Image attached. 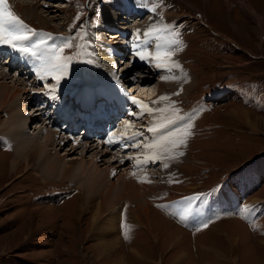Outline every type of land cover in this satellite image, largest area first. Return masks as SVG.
<instances>
[{"label": "rangeland", "instance_id": "1", "mask_svg": "<svg viewBox=\"0 0 264 264\" xmlns=\"http://www.w3.org/2000/svg\"><path fill=\"white\" fill-rule=\"evenodd\" d=\"M18 1L22 5L27 1L44 3L43 11L52 17L45 29L36 19L23 18L15 5L12 11L36 33L33 36L29 31L31 40L44 39L37 48L45 52L48 61L47 54L55 53L51 62L60 61L64 66L60 72L65 75L56 81L54 90L49 88L53 80L47 88L44 84V88L32 89L31 100L40 94L49 99L44 98L43 104L39 101L25 106L22 111L24 116L27 115L25 118L38 117L34 115L35 110L52 105L50 101L56 103L57 95L64 96V101L54 108L65 113L73 107L74 120L78 122L86 117L84 126L87 122L92 123L94 118H100L101 114H108L106 118H109L110 111H117L112 108H121V97L135 99L139 94L127 95L132 90L130 81L139 73H151L147 62L142 66L133 63L137 59L135 53L144 51L138 48L139 43L152 50L156 48L154 45L163 42L172 61L192 83L185 90L169 83L173 75L163 76L160 72L155 76L152 73L154 79L145 90L141 89L143 93L156 95L153 102L145 98L147 102L144 101L143 106L147 105V110L140 112L141 107H131L130 101L123 103V121L135 114L134 120L126 124L119 119L120 126L112 124L109 131L105 125L113 118L105 122L102 135L84 138L90 143L88 152L84 150V143L73 146V141L56 151L60 157L67 156L70 165L72 161H78L76 158L83 157L87 162L97 158L102 171L115 172V178L110 176L112 182L118 175L126 173L127 177H136V184L147 185L148 203L143 204L147 212L144 209L137 212L136 201L126 195L121 203L119 200L109 202V206L120 214L115 224L117 230L111 238L123 240L119 249L106 258L99 255L94 239L95 223L100 224L112 210H107L109 206L106 205L107 208L100 209L102 213H97L98 205L103 206V195L95 196L90 202L87 193L80 189L77 181L72 182L71 176L61 179L51 174L46 177L38 165L30 167L23 158L16 157L15 147L4 137L3 124L8 119L1 118L0 264H118L120 260L124 264H264V0H148V12L164 19V28L157 32L160 36L165 34V38L154 34L151 42L145 36L139 37L138 42L132 32L139 25L133 24L129 28L132 24L128 21L127 27L131 30L121 37V46L115 45L118 40L111 39L115 33L103 35L102 17L106 19L109 12L124 14V8L135 10V3L143 0ZM136 19L134 17L133 21L137 22ZM196 22L200 23L199 27L195 26ZM68 37L72 39L65 43ZM104 40L109 42L110 48L117 46L118 51L123 45L126 47L123 54L126 56L115 57L114 66L107 70L93 66L92 56L86 55L88 45L93 48L98 44L104 49ZM53 44L55 47H51ZM6 46L7 52L0 58L11 64L13 61L18 63L17 66L3 63L8 68V77L14 74L9 67L25 70L23 63L28 59V64L30 60L34 63L36 74L37 62L43 59L23 55ZM175 47L179 50L176 53ZM153 58L149 62L152 63ZM173 62H166V67ZM7 71L3 69L0 74L3 76ZM127 72V78H120ZM114 76L122 79L118 89L114 87ZM6 83L10 91H15L12 80ZM106 95L114 100L109 111L104 109L109 106ZM83 102L90 106H84ZM25 109H31L33 113ZM68 113L63 120H67V115L71 114ZM38 119L34 123L43 118ZM31 121L27 120L29 124ZM82 125L73 131L77 136L80 133L74 139L85 136L84 128L80 129ZM91 129L98 133L97 128ZM117 141L121 142L120 148ZM156 146L162 150L154 151ZM73 148L77 149L75 153ZM50 153L53 155L55 151ZM168 156L177 157V162L168 159L166 163ZM240 171H246L247 176H241ZM230 189L236 195L234 201L240 203L234 211V205L229 208L223 203V198L230 197ZM190 194L202 198L211 196L213 200L220 196V215L207 220L206 227H203L204 222L198 227L189 225L187 229L178 224L172 214L158 209L166 202L168 206L174 199L177 202L170 207L179 208L182 202L189 208L191 201L185 197ZM216 209L208 211L207 219ZM231 210L233 212L221 214V211ZM135 215L139 216V223ZM164 216L174 219L175 223ZM251 217L257 218L256 221ZM212 248L219 254L212 253ZM232 258L235 260L231 261Z\"/></svg>", "mask_w": 264, "mask_h": 264}, {"label": "bare ground", "instance_id": "2", "mask_svg": "<svg viewBox=\"0 0 264 264\" xmlns=\"http://www.w3.org/2000/svg\"><path fill=\"white\" fill-rule=\"evenodd\" d=\"M26 1L27 0H25V2ZM148 3H149L148 0L136 2L135 3V7H136L135 10H130V9L126 10V8H124L122 10V12L124 14H121V12H118V13L109 12L108 15H106V19H104L102 17V20L100 22V27L102 28V30H104L103 35L107 37L108 32L115 33L114 35L111 36L112 37L111 39H112V41L118 40V42L115 43V45H118V43L122 41L121 37L126 35V33H128V32L130 33L131 29L130 30H128V29L132 28V26H134L136 24V25H139V27H138V29L136 28V30L132 33H134L133 38L136 39L138 42L140 41L139 37L145 36L144 32H145V30L149 29L150 25H153V27L151 30L148 31V35L144 37V38L147 37V41L149 40V42H151L154 34L156 35V37H159V38L166 36L165 34L160 36L157 32L159 28H162V29L164 28V19L161 18L160 16L152 14L150 11H149L150 12L149 13L148 10L150 8H148ZM27 4L22 5V3L18 0H7V4L4 7L8 8L13 13L12 8L15 5V9L23 16V18H26V17L27 18H34V19H36L37 22H39L42 29L47 28L49 26V24L51 23L52 17L50 18L47 11H43V8H44L43 4L44 3H39V1L38 2L37 1H27ZM54 7H56V6H54ZM43 13H45V14H43ZM51 13H54V12H51ZM129 14H131V17ZM137 15H139V16H137ZM108 16H109V20L107 19ZM146 16H148V18L144 19L143 17H146ZM134 17L137 18L136 19L137 22L133 21ZM138 19H139V21H138ZM142 19H144V21H142ZM20 20L23 21V23L25 25H27L25 23L24 19L23 20L20 19ZM128 21H129V24H132V25H130L129 28L127 27L129 25ZM195 24H196L195 25L196 27H199L198 25H200V23H198V22H196ZM104 27H107V28L109 27L108 29L110 31H108L107 29L105 31ZM29 30H31V29H29ZM118 32L120 34H118ZM29 33H31V32H29ZM35 40H38V38H36ZM99 41L100 40H98V42ZM95 43H96V41H95ZM103 43L105 44L104 49H103L104 46L102 47V46H99L98 44L95 45L93 48H91V46L88 45V52L86 53V55L92 56L93 61L91 62V64H93V66H97V68L107 70V69H110L114 66L115 57L117 58V56H121V57L126 56V54L123 55L126 47L123 45L122 46L123 49H120L121 51H118L117 46L110 48L108 41L104 40ZM122 43H119V45L121 46ZM159 44L161 46L160 50H159V55L157 54L156 48H154L152 50H149V49L147 50V49H145L146 45L141 46L140 43L138 44V48H142V49H144V51L141 53L139 51L135 53L136 54L135 58H137V59L139 58V59L138 60L136 59L135 61H133V63L142 66L147 62L149 64L147 66H149L150 71H151V73L147 74V75H141L142 73H139V76L134 77L130 81V83H133L132 86H130L132 90H131V92L127 93V95L136 94L137 92H139L137 97H135V99H134L135 103L133 102V99H131L130 105L133 108L136 107V109L141 107L140 112L147 110V108L145 109V107L147 105L143 106L144 101L147 102V100H145V98L149 99V100H151V102H153L154 98L156 97L155 93H151V94H149V92L143 93V91L141 90V89L147 88L148 85L150 84V81L152 79H154V76L151 75L152 73L155 76H156V74L158 75L160 72H162L163 76H170L171 77L173 75L174 78L171 79V82H169V83H171L172 85H174L176 87L182 86V87H184L185 90L192 83L190 78L188 77V75L181 72L179 70L177 64L172 61V55L168 54L169 49H167L165 47L164 43L159 42ZM154 46H156V45H154ZM178 46H176V47H178ZM5 47H7L5 44H0V56H2L3 54H5L7 52V48H5ZM167 47H169V46H167ZM176 47H175L174 53L179 51L178 48H176ZM113 51H115L119 54H114ZM141 56L144 57L143 60L140 59ZM152 56L155 59H156V57L158 58V59H156L157 62L154 61V58L151 59L152 63L149 62L150 58ZM28 60H27V62H28ZM27 62L23 63V66L25 65V70H22V69L20 70L19 67L16 68V66L18 64L17 61H13L12 64L13 65L16 64V66L15 67H9V71L14 72V74L11 75L10 77H8L9 76L8 71H7L8 68L5 66V64H3V63H8V65H10L9 62H7V61L2 62V63L0 62L1 64H3L2 66H0V72L3 69L7 71V74H3V76H2V73L0 74V110H1L0 113H2L0 119L1 118L4 119V117H7V119H8L6 122H4V124L0 121V124L1 125L3 124L5 126L6 135H4V137L7 139L8 142H10L15 147L14 153H15V150L17 151L15 156L23 158L24 161H26V164H28L29 166L31 165V166L36 167L38 165L42 169L41 171L43 172V174H45L46 177H49L51 174H52V176L57 177V178H61V179L62 178L63 179L69 178L71 176L72 182L77 181L76 184L80 187V189L84 190L87 193V198L90 200V202L95 196H98V195L102 196L103 195L104 203H103V206L101 204L98 205L99 208L97 210V213H102L100 209L103 210L104 206L107 208V206H109V202H112L113 200H119V202L121 203V201H123L125 199V195L127 198H129V197L134 198V200L136 201V205H137L136 211L142 212V210L144 209L143 204L148 203V197H149L150 192H148V194L146 193L147 192L146 191L147 185H145L143 183H140L138 185L135 183V180H136L135 176L130 175L127 177L126 173L120 174L115 179V182H112L110 176H114V178H115V172L110 170L111 171V174H110V172L106 169H105V171L104 170L102 171L99 168V166L97 165V163H98L97 158H95V157L92 158L90 160V162H87L83 157L82 158H76V160L78 159V161L77 162L72 161V165H70L66 161V159H67L66 155H65L66 157H64V156L60 157L57 154L58 152H56L59 148H62L63 146L67 145L68 143H70L72 141H73V146H76V143L79 146H81V144L84 143V145H85L84 150H85V152H88L90 149V143L88 140H86L84 138L86 137L88 139H93V135L98 136L100 133L102 135V133L105 132V130L103 129L104 123L109 122V120L111 118H115V119L119 120L120 119L119 113L117 111H116V113H113L112 111H110L109 112V115H110L109 118H106V116H102V114H101L100 118H94L92 120V123L87 122L86 123L87 126H84L85 125L84 123L86 121V117L83 118L82 120L81 119L78 120V123H77V121L74 120L72 117V113H76L73 107L71 109L68 108L69 110H65V113H59V111L55 109L56 107L54 108V106L57 103L61 102L64 98V96L60 97V95H57L59 97H57L56 103L53 101H50V102H52V105H47L45 107L42 106V107L35 110L34 115L38 116V117L25 118L27 115L24 116V114L22 113L25 106L28 105L30 107L32 103L35 104L36 102H39V101L42 102L41 104H43V102L45 101L44 98L49 99L48 97H46V96L43 97V95L40 94L38 97H35V100H31L32 98L30 97L31 96L30 92L32 91V89L35 88L36 90H38L37 88H39V87L44 88L43 87L44 84L46 85L45 88H47V85L51 82V80H53V84L51 86H49V88L52 89V87H54L57 80L60 81L61 78L65 77V75L61 74L60 71L56 70L53 67V65L62 64L60 61H57L56 63L51 62V64H49V61L46 59V56H44L43 60H40L39 62H37V69L35 72L36 74H34V71H33L34 63L32 62V60H30V64H28ZM166 62H168V63L173 62V64H170V66L166 67V65H165ZM157 64H159L160 67H157L156 66ZM39 67H41V69H39ZM130 67H127L128 72H130L129 71ZM27 69H29V71H27ZM128 72H127V75L125 74L120 78H123V77L127 78ZM37 75H39V76H37ZM120 78H117L116 76L113 77V81L116 83L114 86V87H116L115 89H118L121 87V83H122L121 80L122 79H120ZM9 80L10 81L12 80V83H14L13 90H15V91H10L9 86H7L6 82ZM2 83H4V84L2 85ZM168 86H170V85H168ZM171 88L174 89V87H171ZM52 90H54V89H52ZM37 93H40V92H37ZM142 93H143V96H142ZM23 100H25V101L23 102ZM107 100L109 101V99H107ZM17 101H19L20 103H18ZM90 101L92 102L93 99H91ZM81 104H83L84 106H90V104L88 102H83ZM53 108L55 110L52 111V113H50L51 116H49L48 112H50ZM62 109H65V107L64 108L62 107ZM25 110L27 112L29 110L31 111V109H25ZM128 111H131V110H128ZM39 112H41V115L38 114ZM66 112H69L71 114L67 115V120H63V119H66ZM32 113H33V111H31V114ZM152 114H153V112H152ZM39 117L43 118L42 121H40L39 123H34L35 120H39L38 119ZM82 117L83 116H80V118H82ZM27 120H29V121L32 120V121L29 124L27 122ZM81 123H83V125H82L84 128L83 132H84V134L85 133L86 134L83 137L74 139L77 136V134L73 133L72 128L73 127L78 128V125ZM64 124H66L65 129L63 127ZM28 125H30L31 127H29ZM33 125H34V127H33ZM99 126L101 127V129L99 128ZM107 126L108 125H105V127H107ZM94 127L97 128V131H98V133H96V134L93 132L94 130L92 131V129H91V128L95 129ZM32 128H33V130H32ZM77 128L74 129V131L78 130ZM80 132L82 133V130H80ZM87 132H89V134L90 133L91 134L88 135ZM79 136H80V133L78 134L77 137H79ZM102 137L103 136H101V138ZM104 137H105V135H104ZM115 139L118 140L119 137L116 135ZM91 142H94V141H91ZM117 143H118V141H117ZM112 146L114 147L113 144H112ZM159 146H156L154 148V151L162 150V149H160ZM114 148L115 149L117 148L116 144H115ZM51 150H54L55 154L51 155V153H50ZM76 151H77V149H74V153ZM113 159L115 160V158H113ZM166 159L167 160H165V162L168 161V159H170V161H172V162L173 161L177 162V157L174 158V156H168ZM13 168H15L14 165H13ZM82 181H84V182L82 183ZM140 181H142V180H140ZM127 202H130V200H127ZM131 202H132V200H131ZM134 202H132V203H134ZM115 203H117V202H115ZM180 203H181L180 204L181 206L179 208L175 209V212H177V213L180 212L179 215L181 216L182 212H186L185 208L188 209V207L186 206L185 203L184 204L182 202H180ZM88 205H89V203H88ZM173 207L174 206H172V208ZM109 208H111V207L109 206L107 208V210ZM144 210H145V212H147L146 209H144ZM133 212L134 211H132V213ZM107 217L108 216L106 215V217H104V220H102V222L100 224L97 225L98 222L95 223V226H94V230H95L94 235L95 236L93 235L95 237L94 239L96 241V247H97L98 253L103 258H106L108 255L113 253V251L118 250L119 249L118 245H120L122 243L121 240H123V239H120L117 237L111 238V236H113V234L117 230V227L115 224H116L117 219L120 218V214H118L115 209H112L111 214L109 215L108 218ZM135 217H136L137 222L140 221L139 216L135 215ZM97 218H98V216H97ZM109 238H111V239H109ZM118 264H124V261L120 260L118 262Z\"/></svg>", "mask_w": 264, "mask_h": 264}, {"label": "snow or ice", "instance_id": "3", "mask_svg": "<svg viewBox=\"0 0 264 264\" xmlns=\"http://www.w3.org/2000/svg\"><path fill=\"white\" fill-rule=\"evenodd\" d=\"M7 4V0H0V44H6L10 48L15 51L20 52L23 55H30L32 57L43 59L45 56V52L41 49L37 48V44H43L44 39L39 40H31L29 31H32V35H36L34 30H29L28 26L23 23V21L19 20L18 17L14 15L8 8L4 7ZM153 25L149 26L148 30H145L144 35H148V31L151 30ZM166 28H172V26H165ZM139 31V30H138ZM72 37H68L65 40V43H69ZM51 47H55V45H51ZM160 44H156L157 54L159 55ZM49 56V64H51V58L55 56V53L47 54ZM140 59H144L143 56ZM160 67L159 64L156 65ZM53 67L58 70H63L62 64L53 65ZM178 95V93H177ZM163 99V98H162ZM135 103V100L133 99ZM125 123H129L125 121ZM170 135V133H169ZM107 143V141L105 142ZM182 155V153H181ZM167 167V165H165ZM206 227V225H203Z\"/></svg>", "mask_w": 264, "mask_h": 264}, {"label": "crops", "instance_id": "4", "mask_svg": "<svg viewBox=\"0 0 264 264\" xmlns=\"http://www.w3.org/2000/svg\"><path fill=\"white\" fill-rule=\"evenodd\" d=\"M179 199H181V198H179ZM179 199H177V200H179ZM185 200H190L191 201V198H187V199H185ZM259 200V199H258ZM181 204V203H180ZM191 204H192V202H191ZM194 204H196L195 202H193V204L192 205H194ZM206 206H208V205H206ZM170 207V206H169ZM173 211H172V214H173V216L174 217H176V218H178V219H180L183 223L184 222H187V221H190L189 223H188V225H190V226H195L196 224L197 225H200V222H201V220H202V216L204 215V213L205 212H207V210L208 209H203V211H202V213H198V210H195V217L193 216V215H191V214H187L186 212H182V214H181V216L179 215V214H176L175 213V209H177V208H172V207H170ZM207 208V207H206ZM175 214V215H174ZM166 219H168L170 222H172V223H174L173 221H171V219L169 218V217H167V216H164ZM183 217V218H182ZM210 248V247H209ZM214 251L212 252V253H216V255H217V253L219 254V251H216L214 248H212ZM221 256H223L222 254H220ZM235 259H233L232 258V260L231 261H234Z\"/></svg>", "mask_w": 264, "mask_h": 264}]
</instances>
